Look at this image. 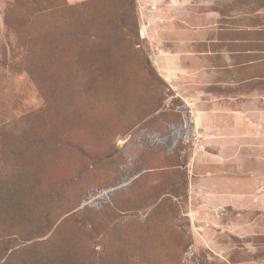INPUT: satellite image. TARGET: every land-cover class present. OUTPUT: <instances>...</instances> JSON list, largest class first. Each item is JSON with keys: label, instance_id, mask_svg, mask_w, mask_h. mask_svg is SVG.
I'll return each instance as SVG.
<instances>
[{"label": "rangeland", "instance_id": "rangeland-1", "mask_svg": "<svg viewBox=\"0 0 264 264\" xmlns=\"http://www.w3.org/2000/svg\"><path fill=\"white\" fill-rule=\"evenodd\" d=\"M250 116L264 0H0V264H264Z\"/></svg>", "mask_w": 264, "mask_h": 264}, {"label": "crops", "instance_id": "crops-1", "mask_svg": "<svg viewBox=\"0 0 264 264\" xmlns=\"http://www.w3.org/2000/svg\"><path fill=\"white\" fill-rule=\"evenodd\" d=\"M259 120L264 121V116H250V118H248V117L242 118L241 117L238 120V122H239L238 125L232 126V124H231L232 128H234V129L238 126L241 127L240 133H242V135H243L242 136V143L244 145L245 144L250 145L249 147H251V148L257 147V148H252L253 150L250 149L251 153H256V154L262 153L261 149L264 146V141L260 137L264 133V128H263L264 126L261 127V123ZM213 127L214 126L211 127L212 130H213ZM229 127H230V124L228 125V128ZM249 136H251V138ZM258 168L259 167H257V169H256V171H258L256 173V175L251 178L254 181L252 191H254V192L256 191V193H253V195H254L253 197L257 198V201L258 200L264 201V174ZM254 171H255V169H254ZM227 200L233 201L232 198H228Z\"/></svg>", "mask_w": 264, "mask_h": 264}, {"label": "trees", "instance_id": "trees-1", "mask_svg": "<svg viewBox=\"0 0 264 264\" xmlns=\"http://www.w3.org/2000/svg\"><path fill=\"white\" fill-rule=\"evenodd\" d=\"M146 64H147V66L149 68V71H150L151 75L153 77L157 78V75H156L155 70L153 68V64H152V62H151V60L149 58L146 60Z\"/></svg>", "mask_w": 264, "mask_h": 264}]
</instances>
